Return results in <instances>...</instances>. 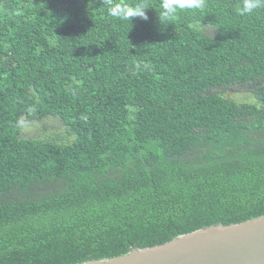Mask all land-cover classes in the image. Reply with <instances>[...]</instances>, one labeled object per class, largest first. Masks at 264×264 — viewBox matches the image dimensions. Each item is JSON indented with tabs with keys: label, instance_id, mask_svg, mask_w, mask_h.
I'll list each match as a JSON object with an SVG mask.
<instances>
[{
	"label": "trees",
	"instance_id": "obj_1",
	"mask_svg": "<svg viewBox=\"0 0 264 264\" xmlns=\"http://www.w3.org/2000/svg\"><path fill=\"white\" fill-rule=\"evenodd\" d=\"M145 2L131 25L102 0H0V264L113 259L264 216V9L207 0L163 26ZM31 122L50 133L24 138Z\"/></svg>",
	"mask_w": 264,
	"mask_h": 264
},
{
	"label": "water",
	"instance_id": "obj_2",
	"mask_svg": "<svg viewBox=\"0 0 264 264\" xmlns=\"http://www.w3.org/2000/svg\"><path fill=\"white\" fill-rule=\"evenodd\" d=\"M84 264H264V216L203 228L163 245Z\"/></svg>",
	"mask_w": 264,
	"mask_h": 264
},
{
	"label": "clouds",
	"instance_id": "obj_3",
	"mask_svg": "<svg viewBox=\"0 0 264 264\" xmlns=\"http://www.w3.org/2000/svg\"><path fill=\"white\" fill-rule=\"evenodd\" d=\"M103 7L107 9V15L120 21H130L134 18H140L148 21V10L152 9L145 0H102ZM207 6V0H160V11L158 18L163 26L174 24L180 11L192 10L202 12ZM264 9V0H239L235 12L239 16H248L258 10ZM211 23L203 26L202 22L194 27L196 31H204L210 27ZM137 69L140 67L136 66ZM147 67V66H145Z\"/></svg>",
	"mask_w": 264,
	"mask_h": 264
},
{
	"label": "rangeland",
	"instance_id": "obj_4",
	"mask_svg": "<svg viewBox=\"0 0 264 264\" xmlns=\"http://www.w3.org/2000/svg\"><path fill=\"white\" fill-rule=\"evenodd\" d=\"M222 94L231 100L237 101L239 103H250V104H257V100L255 99L253 94L244 92V91H234V90H228L226 92H222ZM50 125H58L59 124L56 121H51ZM47 125L44 122H31L29 124H26L23 129H22V136L24 138H39V133L40 135H45V133L50 129L49 126L46 127ZM70 129V128H68ZM68 129L61 128L62 134H56V136L59 138V140H68L69 142L73 141V137L75 134L73 132L68 133ZM50 133V130H49ZM52 137L51 135H48L47 138ZM38 140V139H36ZM60 144V143H59Z\"/></svg>",
	"mask_w": 264,
	"mask_h": 264
}]
</instances>
